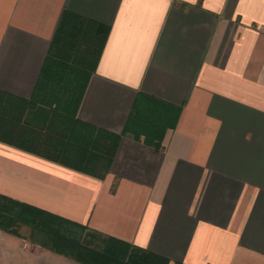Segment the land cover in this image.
I'll return each mask as SVG.
<instances>
[{"label":"crops","instance_id":"1","mask_svg":"<svg viewBox=\"0 0 264 264\" xmlns=\"http://www.w3.org/2000/svg\"><path fill=\"white\" fill-rule=\"evenodd\" d=\"M63 12L107 28L77 116L116 152L100 179L0 142V195L168 264H264V0H0V91L31 97Z\"/></svg>","mask_w":264,"mask_h":264},{"label":"trees","instance_id":"2","mask_svg":"<svg viewBox=\"0 0 264 264\" xmlns=\"http://www.w3.org/2000/svg\"><path fill=\"white\" fill-rule=\"evenodd\" d=\"M107 28L63 12L34 91L22 99L0 91V142L74 171L102 179L120 137L78 119L77 113L101 54ZM43 108V128L26 124V112ZM157 148V146H156ZM85 228L0 195V230L63 255L78 264H168L159 255L104 236L98 248L84 244ZM25 238V237H24Z\"/></svg>","mask_w":264,"mask_h":264},{"label":"rangeland","instance_id":"3","mask_svg":"<svg viewBox=\"0 0 264 264\" xmlns=\"http://www.w3.org/2000/svg\"><path fill=\"white\" fill-rule=\"evenodd\" d=\"M47 116V110L35 108L28 112L24 120L29 126L43 128L46 124ZM21 232L22 235L17 236L0 230V264H75V261L68 257L52 253L46 248H44L45 252L40 256H31L30 247L24 244L29 232L25 230H21ZM79 234L84 244L96 248L101 246L102 238L100 236L92 235L86 230L80 231Z\"/></svg>","mask_w":264,"mask_h":264}]
</instances>
